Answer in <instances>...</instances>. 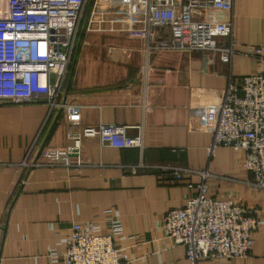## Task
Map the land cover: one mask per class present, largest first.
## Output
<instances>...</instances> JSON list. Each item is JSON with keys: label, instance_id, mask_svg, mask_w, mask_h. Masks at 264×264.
<instances>
[{"label": "crops", "instance_id": "1", "mask_svg": "<svg viewBox=\"0 0 264 264\" xmlns=\"http://www.w3.org/2000/svg\"><path fill=\"white\" fill-rule=\"evenodd\" d=\"M129 1L90 5L61 101L80 106L76 127L124 125L129 136L141 127L144 147L111 148L96 136L81 140L79 155L70 153L73 124L60 108L1 105L0 264H66L73 225L105 235L109 219L123 226L115 244L128 264H193L186 247L168 237L164 218L185 207L202 182L208 196L250 207L262 222L252 234L250 256L196 264H264V189L250 184L244 150L209 152L230 75L264 72V0H234L230 64L209 51L174 49L145 64L146 18ZM251 47L262 48L261 55H250ZM141 163L150 168L130 171ZM155 165L190 172L175 181Z\"/></svg>", "mask_w": 264, "mask_h": 264}, {"label": "built area", "instance_id": "2", "mask_svg": "<svg viewBox=\"0 0 264 264\" xmlns=\"http://www.w3.org/2000/svg\"><path fill=\"white\" fill-rule=\"evenodd\" d=\"M87 4L88 0H0V106L44 102L51 109L60 108L73 124L67 134L73 141L70 153L79 155L81 140L96 136L107 147L142 149L141 127L135 136H129L124 125L76 127L82 119L80 106L61 101ZM129 8L146 18L145 64L168 49L209 51L223 63H231L235 52L234 0H130ZM210 11L226 17L213 19ZM223 39L227 42L222 43ZM261 53L262 48L249 49L250 55ZM222 146L245 151L246 169L253 174L250 184L264 189V72L238 79L230 75L209 152ZM139 168L150 165L141 163L129 169L137 173ZM152 169L175 181L190 172L170 165ZM208 189L207 183H200L185 207L167 212L164 228L168 237L175 245L186 247L193 264L200 259L250 256L252 234L262 222L258 214L250 207L210 197ZM122 232L123 226L115 219L108 220L105 235L95 234L92 226L74 224L66 264H128L115 244Z\"/></svg>", "mask_w": 264, "mask_h": 264}, {"label": "rangeland", "instance_id": "3", "mask_svg": "<svg viewBox=\"0 0 264 264\" xmlns=\"http://www.w3.org/2000/svg\"><path fill=\"white\" fill-rule=\"evenodd\" d=\"M93 5V1L92 0H88V4H87V7H86V12H85V14H84V17H83V19H82V21H81V25H80V27H79V42H80V44L82 43V37H84L83 36V34L84 35H86V33H85V29H86V20H85V18H87V13H88V9H89V7H91V6ZM79 45V44H78ZM78 52V51H77ZM76 56H77V54H76ZM76 58V57H75ZM75 60V59H74ZM73 63H74V61H73ZM73 63L71 64V66H70V69H69V74H68V78H69V76H70V73H71V70H72V68H73Z\"/></svg>", "mask_w": 264, "mask_h": 264}, {"label": "trees", "instance_id": "4", "mask_svg": "<svg viewBox=\"0 0 264 264\" xmlns=\"http://www.w3.org/2000/svg\"><path fill=\"white\" fill-rule=\"evenodd\" d=\"M77 49H78V47H77ZM77 49H76V53H77ZM76 55V54H75Z\"/></svg>", "mask_w": 264, "mask_h": 264}]
</instances>
